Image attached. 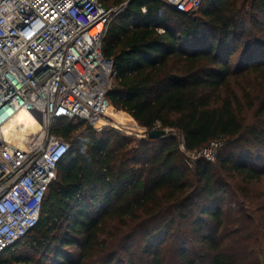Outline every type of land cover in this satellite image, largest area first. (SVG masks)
<instances>
[{
    "label": "trees",
    "instance_id": "1",
    "mask_svg": "<svg viewBox=\"0 0 264 264\" xmlns=\"http://www.w3.org/2000/svg\"><path fill=\"white\" fill-rule=\"evenodd\" d=\"M100 2L123 5L103 40L111 104L168 133L57 119L71 149L39 224L0 264H263L264 0H202L192 13ZM212 142L214 160L202 153ZM242 219L254 229L231 226Z\"/></svg>",
    "mask_w": 264,
    "mask_h": 264
},
{
    "label": "built area",
    "instance_id": "2",
    "mask_svg": "<svg viewBox=\"0 0 264 264\" xmlns=\"http://www.w3.org/2000/svg\"><path fill=\"white\" fill-rule=\"evenodd\" d=\"M162 1L185 13L202 4ZM122 10L100 0H0V252L39 224L58 164L71 149L54 132L57 119L147 136L137 122H119L107 96L117 71L103 40ZM222 144L202 153L215 159Z\"/></svg>",
    "mask_w": 264,
    "mask_h": 264
},
{
    "label": "rangeland",
    "instance_id": "3",
    "mask_svg": "<svg viewBox=\"0 0 264 264\" xmlns=\"http://www.w3.org/2000/svg\"><path fill=\"white\" fill-rule=\"evenodd\" d=\"M106 127L115 128V129H117V130L120 131V128H119V127L111 126V125H110V126L102 127V128H100V129H98V128H96V129L101 130V129L106 128ZM132 130H133V133L137 131L136 129H132ZM167 131H168V129H167ZM123 132H126V133H128V134H130V135H136V134L129 133V132H127V131H123ZM137 133H139V130L137 131ZM139 134H140V133H139ZM136 136H137V135H136ZM137 137H140V136H137ZM194 156H195L194 154H191V157H194ZM212 160H214V159H212ZM228 203H229V204L232 203V206L235 207V208H237V205H238V203H239V199H236L234 202H229V201H228ZM257 224H258V222H257ZM242 225H244V226L247 227L248 229H250V228H251V229H254L253 226H252V221L249 220V219H242L241 221L236 222V223H234V224L231 225V226H233L236 230H241V228H243V227H240V226H242ZM21 245H22V243H19V244L17 245V247H20ZM262 263L264 264V252H263V254H262Z\"/></svg>",
    "mask_w": 264,
    "mask_h": 264
},
{
    "label": "water",
    "instance_id": "4",
    "mask_svg": "<svg viewBox=\"0 0 264 264\" xmlns=\"http://www.w3.org/2000/svg\"><path fill=\"white\" fill-rule=\"evenodd\" d=\"M150 138H161L164 137L168 131L166 129H151L146 131Z\"/></svg>",
    "mask_w": 264,
    "mask_h": 264
},
{
    "label": "bare ground",
    "instance_id": "5",
    "mask_svg": "<svg viewBox=\"0 0 264 264\" xmlns=\"http://www.w3.org/2000/svg\"><path fill=\"white\" fill-rule=\"evenodd\" d=\"M113 116L119 121V122H122V123H128V124H133L135 125V122L134 121H131L130 119H128L126 117L125 114H123L121 111H116V112H113ZM21 118V117H19Z\"/></svg>",
    "mask_w": 264,
    "mask_h": 264
}]
</instances>
